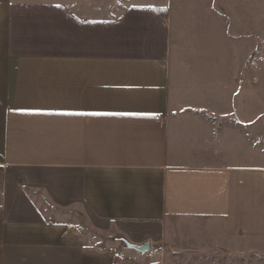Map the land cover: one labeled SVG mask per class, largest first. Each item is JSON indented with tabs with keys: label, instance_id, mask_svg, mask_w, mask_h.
<instances>
[{
	"label": "crops",
	"instance_id": "obj_1",
	"mask_svg": "<svg viewBox=\"0 0 264 264\" xmlns=\"http://www.w3.org/2000/svg\"><path fill=\"white\" fill-rule=\"evenodd\" d=\"M179 1L0 0V264H179L177 218L264 237V74L208 22L180 85Z\"/></svg>",
	"mask_w": 264,
	"mask_h": 264
},
{
	"label": "rangeland",
	"instance_id": "obj_2",
	"mask_svg": "<svg viewBox=\"0 0 264 264\" xmlns=\"http://www.w3.org/2000/svg\"><path fill=\"white\" fill-rule=\"evenodd\" d=\"M68 1L79 3L78 0ZM98 7L106 9L103 4ZM174 12L177 25L183 23L174 36L178 47L175 50L173 72L176 80H182L180 85H186L187 76L191 77L193 65L189 55L192 52L203 54L206 48V35L201 34V27L208 22L211 34L206 28L205 31L210 35L211 59L215 56L220 60L241 61L243 73L252 65L258 69V76H263L264 0H180L179 4L175 3ZM205 12H209L208 16ZM180 14L184 16L182 21ZM190 23L195 25L193 30H188ZM191 42H194L193 47ZM204 73L209 75L211 90L216 91L214 86H218V81L214 77V69L207 67ZM258 87V106L259 111L263 112L264 92L260 83ZM261 129L263 131L264 126ZM263 152L259 143V157ZM169 231L172 233V228ZM165 251L168 256L170 253L177 254L179 264H264V237L230 236L211 220L177 218L173 222V233L165 243Z\"/></svg>",
	"mask_w": 264,
	"mask_h": 264
},
{
	"label": "water",
	"instance_id": "obj_3",
	"mask_svg": "<svg viewBox=\"0 0 264 264\" xmlns=\"http://www.w3.org/2000/svg\"><path fill=\"white\" fill-rule=\"evenodd\" d=\"M132 246H134L135 248H140L141 250H143V245H136V244H132Z\"/></svg>",
	"mask_w": 264,
	"mask_h": 264
},
{
	"label": "snow or ice",
	"instance_id": "obj_4",
	"mask_svg": "<svg viewBox=\"0 0 264 264\" xmlns=\"http://www.w3.org/2000/svg\"><path fill=\"white\" fill-rule=\"evenodd\" d=\"M57 7H60V5H57ZM133 7H136V5H133ZM147 7H154V6L148 5Z\"/></svg>",
	"mask_w": 264,
	"mask_h": 264
}]
</instances>
